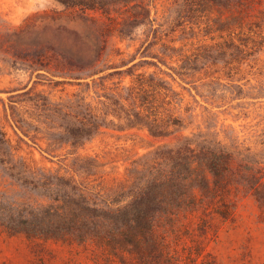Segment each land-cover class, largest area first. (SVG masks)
<instances>
[{
    "label": "trees",
    "instance_id": "obj_1",
    "mask_svg": "<svg viewBox=\"0 0 264 264\" xmlns=\"http://www.w3.org/2000/svg\"><path fill=\"white\" fill-rule=\"evenodd\" d=\"M56 1L87 21L93 43L61 26L39 29L32 16L19 26L0 17V78H28L7 91L14 126L45 142L50 157L110 133H145L154 143L123 174L88 154L54 169L20 155L0 120V226L30 243L80 249L93 264H218L209 245L243 201L254 199L264 217V142L247 146L213 129L189 132L201 114L175 83L189 84L219 62L241 70L253 55L243 37L260 45L254 37L261 32L247 35L246 26L262 0H183L178 17L162 24L149 0ZM142 26L153 34L144 54L157 60L143 62H160L171 73L138 74V64L123 70L133 55L114 61L124 54L120 43L134 41ZM178 31L182 37L168 39ZM213 33L222 41L202 43ZM73 35L86 52L69 45ZM43 81L81 90L57 100L37 91Z\"/></svg>",
    "mask_w": 264,
    "mask_h": 264
},
{
    "label": "rangeland",
    "instance_id": "obj_2",
    "mask_svg": "<svg viewBox=\"0 0 264 264\" xmlns=\"http://www.w3.org/2000/svg\"><path fill=\"white\" fill-rule=\"evenodd\" d=\"M149 1L152 17L157 18V23L162 24L168 17L171 20L178 17L180 8L176 7V3H181L183 0ZM255 9L257 10L253 12V15L258 17H253L247 24L246 34L253 35L248 30L252 29L261 32L262 37H254L259 42V46H254L249 39L243 37V43L248 45L249 51L253 55L246 58L241 70L234 67L231 70L219 62L216 66L193 75L189 84L177 79L175 83L177 90L183 93L186 103L197 106V112L201 114L189 132L213 129L220 133L221 138L225 133H228V135L238 137L247 146H254L257 143L259 145L264 142V0L260 1ZM54 11H59L62 15H57L54 19ZM31 16L30 23L36 24L39 29L48 25L61 26L85 38L89 43H93L87 21L80 14L70 15L67 13L56 0H0V17L8 23L19 26ZM180 37H182V33L178 31L174 35L171 34L168 39H179ZM212 37H216L215 42L211 41ZM152 38L153 34L149 33L145 26L140 27L135 33L134 41L127 40L120 43L119 47L124 54L120 58H115L114 61L119 63L120 59H126L129 62L130 55H133L136 60L131 62L128 67H124L123 70L138 64L136 67L138 74L161 73L162 71L171 73L170 69L160 62H158V67L143 62H157L156 59L149 57V53L144 54L148 43L145 46L143 44L147 40L151 41ZM76 40V36L73 35L68 40L69 45L86 52L87 47L77 44ZM201 41L213 44L222 41V39L218 34L213 33L202 36ZM176 45L182 46L180 42ZM139 49L140 51H138ZM144 55L145 58H143ZM27 80V76L21 73L0 78V120L18 153L39 165L54 169H68L67 166L72 163L77 154L99 155L102 161L111 163L109 170L112 167H117L116 171L123 174L130 163L138 157L136 153L144 154L148 151L145 148L154 143L153 139L145 133L126 137L110 133L87 143L84 149L67 147L59 152V157H50L43 151L46 148L45 142L32 141L25 137L14 126L9 116L11 94L7 91L18 87L20 83ZM114 81H118V78H115ZM130 81V77L125 79V83ZM36 88L37 91L44 92L57 100L81 90L78 86L55 85L45 81L37 84ZM193 97L199 102L198 104L194 103ZM205 108L215 113L218 118L209 117ZM232 130H234L233 133ZM19 137H23L24 141H21ZM209 249L216 256L218 264H264V217L261 216L259 206L254 199L248 198L243 201L235 221L222 227L218 238L210 243ZM0 264L93 263L88 254L80 249L53 243L43 246L30 243L23 237H11L0 226Z\"/></svg>",
    "mask_w": 264,
    "mask_h": 264
}]
</instances>
